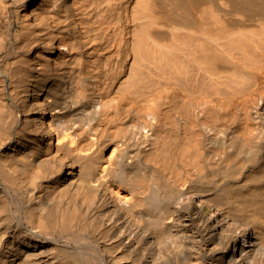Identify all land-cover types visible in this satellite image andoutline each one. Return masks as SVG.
Listing matches in <instances>:
<instances>
[{"label": "bare ground", "instance_id": "1", "mask_svg": "<svg viewBox=\"0 0 264 264\" xmlns=\"http://www.w3.org/2000/svg\"><path fill=\"white\" fill-rule=\"evenodd\" d=\"M0 264H264V0H0Z\"/></svg>", "mask_w": 264, "mask_h": 264}]
</instances>
